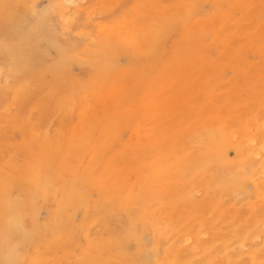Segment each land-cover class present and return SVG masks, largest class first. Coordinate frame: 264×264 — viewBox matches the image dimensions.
<instances>
[{
    "label": "rangeland",
    "instance_id": "rangeland-1",
    "mask_svg": "<svg viewBox=\"0 0 264 264\" xmlns=\"http://www.w3.org/2000/svg\"><path fill=\"white\" fill-rule=\"evenodd\" d=\"M0 9V178L20 184L26 179L24 167L41 150L67 148L69 155L63 156L62 166L49 159L51 167L37 170L33 185L44 183L47 193L29 187L32 181L20 185V198L26 200V189L37 198L38 223L51 224L58 205L49 199L51 193L63 198L67 185L79 176L82 184L75 187L86 200L70 211L59 230L62 237L66 229L75 230L81 248L83 233L95 240L98 253L124 224L125 229L144 225L141 249L161 256L151 264H251V252L259 253L258 264H264V0H0ZM26 37L42 65L64 61L58 57L60 49L70 50L66 88L52 87L55 80L43 87L48 74L20 73L13 81L7 68L18 61L11 39L24 42ZM106 47L115 51L113 57ZM178 50L186 54L180 57ZM94 63L113 69L86 79ZM79 83L74 90L72 84ZM54 94L69 100L61 108L44 105L41 97L47 102ZM164 103L175 107L160 113ZM162 119L170 128L160 133ZM204 125L209 130L193 139L192 130ZM169 137L182 140L180 154L166 157L162 167L151 159L155 145ZM211 139L226 141L224 157L203 171L195 163L204 149L212 148ZM179 166L182 178L171 169L168 173ZM220 170L237 175L242 183L237 193H218L227 191ZM142 182L145 188L132 199L135 184ZM186 186L192 202L181 204ZM101 201L110 216L104 215ZM64 251L42 249L44 264H70L60 262ZM83 255L71 256L84 264H124L116 252L106 262ZM37 258L33 252V264Z\"/></svg>",
    "mask_w": 264,
    "mask_h": 264
},
{
    "label": "bare ground",
    "instance_id": "bare-ground-1",
    "mask_svg": "<svg viewBox=\"0 0 264 264\" xmlns=\"http://www.w3.org/2000/svg\"><path fill=\"white\" fill-rule=\"evenodd\" d=\"M10 2V1H8ZM69 2V1H68ZM12 3V2H11ZM4 4V3H3ZM12 5V4H11ZM10 6V4H9ZM259 6V5H258ZM8 8V6H6ZM260 7V6H259ZM189 8V7H188ZM2 9V8H1ZM0 9V10H1ZM194 9V8H193ZM3 10V9H2ZM8 10V9H7ZM10 10V9H9ZM259 10V9H257ZM263 10V9H262ZM6 11V10H5ZM261 11V10H259ZM3 12V11H1ZM5 13V12H4ZM7 13V12H6ZM193 13V12H192ZM255 13V12H254ZM8 14V13H7ZM194 14V13H193ZM256 14V13H255ZM9 15V14H8ZM6 15V16H8ZM5 16V17H6ZM177 16V15H176ZM4 17V18H5ZM11 17V16H10ZM9 17V18H10ZM7 18V17H6ZM169 19V18H168ZM167 19V20H168ZM183 19V18H182ZM165 20V19H164ZM4 21V20H1ZM166 21V20H165ZM191 20H189L190 22ZM8 22V21H6ZM167 22V21H166ZM198 22V21H197ZM1 23V22H0ZM3 23V22H2ZM5 23V22H4ZM165 23V22H164ZM188 23V22H187ZM184 24V23H183ZM162 25V24H161ZM196 25V24H195ZM4 26V25H3ZM163 26V25H162ZM7 28L6 26L4 27V29ZM101 28V31L105 30L104 26L99 27ZM214 28V27H213ZM0 29H3V27L0 26ZM10 29V28H9ZM38 29V28H37ZM163 29V28H162ZM19 30V29H17ZM40 30V29H39ZM160 30V29H159ZM211 30V29H210ZM216 30V29H215ZM219 30V29H217ZM100 31V32H101ZM161 31V30H160ZM4 30L1 32L3 33ZM17 32V31H16ZM40 32V31H39ZM0 33V34H1ZM219 33V32H218ZM13 34V33H12ZM28 34V32H27ZM31 34V33H30ZM2 35V34H1ZM5 35L7 36V33H5ZM4 35V37H6ZM16 35V34H15ZM23 35V34H22ZM35 35H39V34H35ZM34 35V37H36ZM218 35V34H217ZM189 36V35H188ZM3 37V38H4ZM18 37V35L16 36ZM160 37V36H158ZM196 37V36H195ZM187 38V37H186ZM193 38V37H192ZM197 38V37H196ZM9 39V38H8ZM11 39V38H10ZM13 39V38H12ZM11 39V43L13 45L14 51H16L17 54V64H13L12 67H8L7 69L13 73V75L11 76V78L13 79L14 82H17L19 80V75L20 73H24L26 77H28L31 74H40V76L44 75V74H48V80L44 83L43 87H46L47 84L52 81L55 80L54 84L52 85V87L55 88H62V90L64 88L67 87L68 83L66 81H63L65 79V75L67 74V67L69 65V60H71L70 53L68 50H66V52L62 49H60V53L59 56L60 58L65 57L64 61H60L58 64H48V65H42L41 63L43 62H37L35 56L32 53V49H34V45L31 44L32 42L30 41V38L26 37V39L28 41H18L17 40H12ZM106 39V38H105ZM104 39V40H105ZM215 39V38H214ZM158 40V39H157ZM190 40V39H189ZM9 41V40H8ZM52 42L54 40H51ZM125 41V40H124ZM56 42V41H55ZM157 42V41H156ZM155 42V43H156ZM199 42V41H198ZM182 43V42H181ZM180 43V44H181ZM99 44V43H98ZM107 44V43H105ZM129 44V43H128ZM190 44V43H189ZM61 45V44H60ZM67 45V44H66ZM69 45V44H68ZM70 45L74 46V43H70ZM108 45V44H107ZM106 45V46H107ZM130 45V44H129ZM53 46V45H52ZM142 46V45H141ZM56 47V46H55ZM133 47V46H131ZM196 47V46H195ZM194 47V48H195ZM57 48V47H56ZM67 48V47H66ZM65 48V49H66ZM141 48V47H140ZM183 48V47H182ZM59 49V48H57ZM69 49V48H68ZM184 49V48H183ZM182 49V50H183ZM35 50V49H34ZM104 50V49H103ZM103 50L100 52V55H105L106 51L109 53L108 57L112 56L115 54L114 50H111V47H106V51L103 52ZM142 50V49H141ZM191 50V49H190ZM72 51V50H71ZM98 51V50H97ZM138 51V50H137ZM147 53L148 51L145 50ZM155 51V50H154ZM8 52V51H7ZM35 52V51H34ZM141 52V51H140ZM153 52V51H152ZM190 52V51H189ZM10 53V52H9ZM39 53V52H38ZM151 53V51H149V54ZM13 54V53H12ZM11 54V55H12ZM72 54V52H71ZM96 54V53H95ZM94 54V55H95ZM145 54V53H144ZM143 54V55H144ZM178 56L182 57L184 54H186V52L178 50L176 53ZM37 55V54H36ZM73 55V54H72ZM188 55V54H187ZM198 55V54H197ZM186 56V55H185ZM11 57V56H10ZM9 57V58H10ZM13 57V55H12ZM113 57V56H112ZM189 57V56H188ZM191 57V56H190ZM189 57V60H190ZM160 58V57H159ZM174 58V57H173ZM179 58V57H178ZM193 58V57H192ZM198 58V57H197ZM196 58V59H197ZM206 58V57H205ZM75 59V58H74ZM180 59V58H179ZM178 59V60H179ZM177 60V59H176ZM183 60L185 61V59L183 58ZM188 60V59H187ZM72 61V60H71ZM94 61V60H93ZM183 61V63H184ZM14 62V61H13ZM95 62V61H94ZM152 62V61H151ZM174 62V60H173ZM205 62V61H204ZM68 63V64H67ZM109 63V62H108ZM108 63H94L93 69L91 70V73L88 77H86V79H91L93 75H96V72H101L103 74H106L104 71L107 69L109 71H112L113 69V65L111 63L112 66H109ZM181 63V62H180ZM180 63H178L180 65ZM88 64V63H87ZM152 64V63H150ZM158 64V63H157ZM172 64V63H170ZM202 64V63H201ZM7 65V64H6ZM67 65V67H66ZM152 67V65L150 66ZM161 67V66H160ZM39 69V70H38ZM129 69V68H128ZM4 71V70H3ZM122 71V70H121ZM124 71V69H123ZM130 71V70H129ZM5 73V72H4ZM11 73V74H12ZM108 73V71H107ZM111 73V72H110ZM130 74V73H129ZM207 74V73H206ZM5 75V74H4ZM32 76V75H31ZM39 76V77H40ZM105 76V75H104ZM107 77V75H106ZM99 78V77H98ZM67 79V78H66ZM65 79V80H66ZM97 79V78H96ZM102 79V78H101ZM68 80V79H67ZM98 80V79H97ZM41 83L40 80L36 81L34 84L35 86H39V84ZM60 83V84H58ZM43 84V83H42ZM95 84V83H94ZM5 85V84H4ZM81 83L75 85L72 84V88L74 90H79L81 87ZM93 86V84L91 85ZM10 87V86H9ZM17 87V86H16ZM50 87V86H49ZM51 87V88H52ZM29 88V86H27L25 88V90L23 92H19L18 95L24 93L25 91H27ZM48 89V88H47ZM46 90V89H45ZM54 90V89H53ZM45 92V91H44ZM54 92V91H53ZM57 92V91H56ZM59 93V92H58ZM65 93V92H63ZM67 93V92H66ZM74 94V93H73ZM17 95V96H18ZM45 95V94H44ZM55 95V94H54ZM186 96V94H185ZM46 97V95L44 96ZM42 98L41 100H43L44 105H48V104H52L53 106L56 107H63L65 101L69 100V99H65L66 96H64V94H61V97H56L55 95V99H52V96H48L47 98V102H46V98ZM48 103V104H47ZM172 104H162L161 108H160V113L163 111V109L165 108H171ZM175 107V106H172ZM169 117V116H168ZM160 119V118H159ZM167 119V118H166ZM166 119H162V126L160 128L161 132L163 133L164 131H169L167 129V127L170 128V122L167 121ZM158 124V123H157ZM156 124V125H157ZM245 128V127H244ZM244 128L242 129V131H244ZM213 129V128H212ZM159 130V131H160ZM208 126L204 125L201 127H197L196 129L192 130L193 134L192 137L196 134L199 133H203L204 131H208ZM264 133V132H263ZM223 137H226L225 135L221 134ZM162 136V134H160V137ZM213 136V135H212ZM159 137V138H160ZM94 139V138H93ZM194 139V137H193ZM215 140V139H214ZM213 139H211V141H214ZM154 141V140H152ZM174 141H176L177 143H174ZM202 141V140H201ZM247 141V140H246ZM242 142V141H241ZM95 143V142H94ZM201 143V142H200ZM204 143V142H203ZM242 143H246V142H242ZM248 143V142H247ZM182 144V140L181 142H178L175 138L171 141V137L168 138L167 142L165 140H160V143H158V145H155V150H154V158L151 159V162L154 161L155 164H159L164 167V165H162L161 163L164 162L165 158L168 157L170 159H175L177 157V155L180 154V145ZM226 141L225 140H220L217 139L215 142L212 143V145L210 144V146H212V148L208 149L207 151H205V149L203 150L202 154L199 156V160L195 163V166L198 167V169H202L204 171V168L209 167V169H211L210 164L213 161H220L223 159L224 157V148L226 147ZM153 145V146H154ZM204 145V144H203ZM94 146V145H93ZM207 146V145H206ZM242 146V145H241ZM240 146V147H241ZM262 147L263 150V146ZM76 149V148H75ZM239 149V148H238ZM261 149V148H259ZM84 150V149H82ZM93 150V149H92ZM240 150V149H239ZM199 151H202L201 149ZM72 152V151H71ZM70 152V153H71ZM241 152V151H240ZM245 152V151H244ZM91 153V151H90ZM150 153V152H149ZM152 153V151H151ZM237 155V152L235 153ZM243 153H240V155H242ZM245 154V153H244ZM243 154V155H244ZM249 154H252L251 152H249ZM51 156L52 158L48 157ZM68 155V151L67 148L65 149H57L54 150L51 153H47V152H43L42 150L38 153H34L33 158H32V162H30V165L26 164V166L24 167V170L21 171L23 172V176H26V179H24L20 184H16L14 182V180L8 179V178H0V264H33L32 259H31V254L36 253L37 255V259H36V264H44V257L42 254V249L45 248H51L53 246H57V247H61L64 248L65 251L63 252L64 256H61L60 262H66V263H70L72 264V262H74L73 264H79L80 261V257L76 260L75 262V257L71 256V255H82V253H84L85 255L81 256L83 259H86L87 257H89L90 255H94L93 258L99 256V258H102V261L106 262L112 255L113 253H117L118 257L120 259V261H122L124 264H151L153 262V259L156 258L154 261H156L157 259H159L161 256H159L157 254V252L155 253H146L145 251H143L141 249V242H142V233L143 230L145 229L144 225H142V227H138V228H133L130 226L127 227L125 229V224H124V229L121 230V232H119L118 234L113 236V241L111 242L110 245H104L99 248L98 253H95V249L94 246H96V244H94L95 240L88 238L84 233L83 238L85 241V247L81 248L82 246L79 244V242H77V232L75 230H70L69 228L66 229V231L64 232L65 236L62 237L61 231L59 230L60 226L65 227L66 222L69 221V219L71 218L70 216V211L73 209H77L79 207L82 206L84 197L81 194L77 193L76 187L75 185L80 188V184L81 181L83 180V178L81 177H75L71 183H69L67 185V187H69V191L68 194L66 196H64L63 198L59 197L56 195V192L51 193V196L49 197V199L54 200L55 202L58 203L57 206V210L55 209L53 211V219L52 221H50L51 224H45V225H41L40 223H38L36 221L35 218V213L37 210V206H39V203L37 202V198H33L30 195V192L26 189V200L20 198L18 196V191L21 188V186L27 185L28 181H32V185H30L29 187H33L35 186L37 188V190L42 191L45 193L48 192V190L44 187L43 188V184L42 182H36L33 185V182L36 181L37 179V170L39 168L41 169H45L46 167H51L50 166V161L49 159L52 161H56L59 162L58 163V167L59 165L62 166V158L63 156H67ZM69 156V155H68ZM238 156V155H237ZM236 156V157H237ZM42 157H45V159L43 160ZM242 158V156H239ZM251 157V156H250ZM65 158V157H64ZM167 158V159H168ZM235 158V157H234ZM238 158V157H237ZM231 161V160H230ZM66 162V161H65ZM138 162V161H136ZM233 162V161H231ZM231 162L229 164H231ZM244 162V161H243ZM53 163V162H52ZM67 163V162H66ZM139 163V162H138ZM246 163V162H244ZM68 164V163H67ZM228 164V163H227ZM66 166V165H64ZM134 166L133 163L131 164V167ZM215 166V165H214ZM227 166V165H226ZM232 166L234 165V162L232 164ZM231 166V167H232ZM147 167V166H146ZM237 167V166H236ZM252 168V167H251ZM249 167V170H252ZM58 169V168H57ZM173 170L172 174H177L178 176H180L181 178L183 177V172L182 170L180 171V169H182V166H179L177 168H168V173L169 170ZM49 170V169H46ZM45 170V171H46ZM141 170V168H140ZM147 171H149V167L146 168ZM201 170V171H202ZM206 170V169H205ZM226 170V168H225ZM58 171V170H57ZM60 171V168H59ZM224 170H220V173H222ZM230 171V170H228ZM233 173H235V167H233ZM238 171V170H237ZM253 171V170H252ZM239 172V171H238ZM254 172V171H253ZM252 172V173H253ZM68 173V172H67ZM167 173V174H168ZM255 173V172H254ZM71 174V173H70ZM74 174V173H72ZM76 174V173H75ZM45 175V174H44ZM59 175V174H58ZM67 175V174H66ZM149 175H151L149 173ZM60 176V175H59ZM235 176V177H234ZM252 176V175H251ZM254 176V175H253ZM83 177V176H82ZM86 177V176H85ZM255 177V176H254ZM43 178V176H42ZM87 178V177H86ZM197 177H195L196 180ZM224 181H226V189L227 191H224V193H221V191H219V194H222L223 196H229V194H231L232 192H236L238 190H240L242 183L238 181V177L237 175H231V173L229 174V172L224 171ZM194 180V181H195ZM42 181V180H41ZM94 181V180H93ZM17 182V181H16ZM85 182V181H83ZM31 184V183H30ZM119 184V183H118ZM91 185V184H90ZM50 186V185H49ZM118 187V186H117ZM150 187V186H148ZM256 189V185L254 186ZM28 188V187H27ZM58 188V187H57ZM130 188V187H129ZM144 187V183H140V184H135V191L134 194L131 196L132 199H134L135 197H138L140 195V190H142ZM190 188V186H189ZM60 189V188H59ZM57 189V191L59 190ZM192 190V187L190 188ZM189 189V190H190ZM54 190V189H53ZM190 190V191H191ZM114 191V190H113ZM257 191V190H256ZM32 192V191H31ZM38 192V191H37ZM34 192L33 194L37 193ZM192 192V191H191ZM258 192V191H257ZM259 195V193H257ZM59 193V192H58ZM163 193V192H162ZM240 193V192H239ZM32 194V195H33ZM49 194V193H48ZM48 194L46 196H48ZM85 195V194H84ZM162 195V194H161ZM193 195V194H192ZM191 195V196H192ZM40 196V195H39ZM127 196V195H126ZM125 196V197H126ZM160 196V195H159ZM86 197V196H85ZM105 197V196H104ZM130 197V196H129ZM153 197H158V195L153 196ZM189 195L187 192V186L183 189V194H180V198L179 201L181 204L185 203V204H189L192 201L189 200ZM150 198V197H148ZM42 199V197H41ZM153 199V198H152ZM123 201V200H122ZM121 201V202H122ZM127 201V200H126ZM150 201V199H149ZM148 201V202H149ZM98 202V201H97ZM104 201L100 202V206L102 207V211L104 213L105 216H110L108 211L110 210H106L105 206H104ZM120 203V202H119ZM118 203V204H119ZM138 203V202H137ZM98 205V206H99ZM121 205V204H119ZM138 205V204H137ZM55 206V207H56ZM118 206V205H117ZM112 208V207H110ZM192 208V207H191ZM189 207V209H191ZM146 209V208H145ZM95 211V210H94ZM141 213V212H140ZM146 213V212H145ZM147 214V213H146ZM51 215V214H50ZM141 215V214H140ZM144 215V213H143ZM93 216V215H92ZM121 217V216H119ZM140 217V216H139ZM145 217V216H144ZM50 218V217H49ZM93 218V217H92ZM95 218V217H94ZM108 218V217H107ZM141 219V218H139ZM138 219V220H139ZM143 220H145L143 218ZM110 221V220H109ZM134 221V219H133ZM132 221V222H133ZM143 222V221H142ZM130 223V222H129ZM134 223V222H133ZM132 223V224H133ZM263 223V222H261ZM259 223V224H261ZM73 224V223H72ZM89 224V223H88ZM131 224V225H132ZM136 224V223H134ZM83 225V224H82ZM263 225V224H261ZM57 226V230L54 231L55 227ZM84 226V225H83ZM156 226V225H155ZM157 227V226H156ZM158 228V227H157ZM114 230V229H112ZM159 230H161L159 228ZM250 231V230H249ZM162 234V232H161ZM197 234V233H196ZM252 234V233H251ZM161 236V235H159ZM182 236V235H181ZM254 236V235H253ZM82 237V236H81ZM163 237V236H162ZM165 238H167L166 234H165ZM186 239V238H185ZM234 239V238H233ZM81 240V239H80ZM252 240V239H251ZM154 245H157L158 243V239L155 238L153 241ZM243 244V243H242ZM241 244V245H242ZM204 248V247H203ZM36 251V252H35ZM151 252V251H150ZM176 252V250H175ZM177 254V253H176ZM174 254V255H176ZM257 252H251V264H258V257ZM66 255V256H65ZM172 256V255H171ZM170 256V257H171ZM35 257V256H34ZM74 257V259H72ZM175 257V256H172ZM171 257V258H172ZM205 257V256H204ZM202 257V258H204ZM211 258V257H210ZM234 260V259H233ZM34 261V260H33ZM169 261V260H168ZM167 261V262H168ZM207 262V261H206ZM82 264H84L83 262H81ZM157 263V262H156ZM263 263V262H262ZM261 263V264H262ZM229 264L230 263L229 261Z\"/></svg>",
    "mask_w": 264,
    "mask_h": 264
}]
</instances>
